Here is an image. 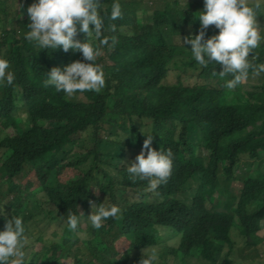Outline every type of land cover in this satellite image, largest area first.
Returning a JSON list of instances; mask_svg holds the SVG:
<instances>
[{
	"label": "trees",
	"instance_id": "16d2710c",
	"mask_svg": "<svg viewBox=\"0 0 264 264\" xmlns=\"http://www.w3.org/2000/svg\"><path fill=\"white\" fill-rule=\"evenodd\" d=\"M33 2L16 0L11 6L10 0H0V59L14 75L11 85L0 78V184L6 187L0 190V228L12 216L28 220L34 216L31 212L46 205L55 212L53 219L63 220V233L50 244L52 251L45 250L34 262V244L53 227L49 223L44 234L24 247V264H57L56 253L70 261L73 257V264H139L136 256L159 246V227L180 236L179 248L159 249L160 264H189L195 250L210 264L221 258V264H233L231 252L256 264L264 256V72L253 68L264 64V39L249 54V84L243 88V80L229 89L224 81L231 75L221 78L219 64L199 65L190 45H183L186 36L200 30L196 12L203 9V0H194L184 10H155L139 37L119 34L118 20L129 22L128 15L110 19L106 14L113 0H100L103 35L115 37V44L99 45L92 39L99 48L95 63L103 69L105 85L99 91L78 92L83 100L78 93L68 96L45 83L51 68L63 70L83 58L79 51L40 49L25 40L26 9ZM118 3L122 14L139 8L142 0ZM217 32L209 25L205 39ZM84 38L77 31L75 39ZM188 68L199 69L203 78H217L218 87L185 83ZM176 69V81L169 82ZM195 128L203 131V145L194 141ZM146 135L153 136L154 149L172 152L171 175L154 191L146 190V181L130 179L126 171ZM242 161L245 174L238 178L242 186L235 194L230 182ZM225 190L233 198L227 209ZM181 191L192 199L172 198ZM95 200L96 208L104 202L118 206L120 213L98 229L89 222V238L82 239L67 229L66 219L69 213L76 215L79 229ZM237 245L248 251H239ZM88 253L91 259L82 263Z\"/></svg>",
	"mask_w": 264,
	"mask_h": 264
},
{
	"label": "clouds",
	"instance_id": "9594fccd",
	"mask_svg": "<svg viewBox=\"0 0 264 264\" xmlns=\"http://www.w3.org/2000/svg\"><path fill=\"white\" fill-rule=\"evenodd\" d=\"M262 3L264 0H256L252 5L248 0H203V9L196 12L200 30L183 40V45H190L191 56L199 65L207 66L210 62L219 64L221 69L217 71H220L221 78L231 75V79L224 81L225 87L229 89L236 87L246 78L249 68L252 67L248 60L249 54L261 39H264L257 20V9ZM26 13L29 23L26 25L28 31L25 33V40L33 42L40 49L79 51L83 58L65 65L63 70L59 67L51 68L45 81L47 85L68 96L78 92H95L104 87L103 69L95 63L99 48L93 46L92 39H98L99 45L111 46L115 44V37L103 35L104 16L100 11V0H34L27 7ZM261 13L263 15V12ZM106 15L112 20L121 16L118 0H113L111 11ZM209 25L218 29V32L205 39V30ZM77 31L85 34L83 40L75 39ZM7 69L8 62L0 59V78L11 85L14 75ZM191 71L192 82L189 84L218 87L217 78L210 77L209 79H214L212 82L200 83L199 79L203 78L200 70ZM253 71L264 72V64L255 66ZM152 141L153 136L146 135L140 153L126 168L130 179L146 181L147 191H154L159 185L167 182L173 163L171 150L154 149L151 146ZM5 188V185L0 184V190ZM99 205L95 212L92 210L88 215L93 229L100 228L102 221L109 217L116 218L120 213L116 205H105L104 202ZM31 213L34 215V211ZM33 218L34 216L25 220L23 216L14 215L6 221L4 229L0 228V264H24V247L44 234L49 223L54 224L50 219L40 217L35 221ZM33 223L43 225L36 235L31 230ZM66 226L69 231L77 232V216L69 213ZM157 259V250L147 249L143 252L139 264H156Z\"/></svg>",
	"mask_w": 264,
	"mask_h": 264
},
{
	"label": "rangeland",
	"instance_id": "374dc122",
	"mask_svg": "<svg viewBox=\"0 0 264 264\" xmlns=\"http://www.w3.org/2000/svg\"><path fill=\"white\" fill-rule=\"evenodd\" d=\"M119 1H121L122 3H129V2L134 1V0H119ZM193 1L194 0H142V5L139 8L135 7L136 10L133 8H128V9H126V12H123L121 14L123 16H125V14H127L128 18H129V22H122L121 21L122 17H121V19L118 20L119 21V25L117 27L118 33L124 34L125 36H133V37L138 36L139 37V34L142 32V29L145 27V25L152 22L155 10L165 9L167 6H169L170 10H175V9L184 10V9L189 8L191 6V4L193 3ZM15 2H16V0H10L11 6H13ZM248 3L251 5V0H248ZM200 4H201V1H200ZM261 5H262V7L260 8V11L263 12V15H261V13H259L257 15V20H258L259 24L261 25L260 33H261V31H264V3H262ZM129 6L134 7V5H132V4H129ZM136 11H137L138 15H135L134 12H136ZM93 39H94V37H93ZM116 39H118V37H116ZM103 56H106V51L103 52ZM109 62L110 61H107V63H109ZM102 64H104V63L102 62ZM179 70L180 69H176L175 71L173 70L170 73L169 78H168L169 82L176 81V77H177V74H179ZM191 73H192L191 68H188V70L183 75V81L185 83L192 82V79L190 76ZM255 76L256 75L252 76L251 80L253 82L256 80ZM213 80L214 79L200 78L199 82L200 83H206V82L209 83V82H212ZM244 81H245V83L243 85V88H246L247 84H249V80L246 81L244 79ZM231 89H234V88H231ZM78 97L85 100V98H82L83 97L82 93H78ZM21 118L23 120H25V115L22 114ZM19 121H20V129H23L25 127L24 122L21 120H19ZM8 132L14 133L13 129H9ZM74 135H75V137H77L78 133H75ZM195 135L197 136V139H194V141L197 142L198 144L203 145V142H204L203 131L198 129V128H195ZM242 158L244 160L247 159V157H245V156H242ZM239 165L240 166L237 168L236 172L234 173V179L230 182V187L235 194H237V191L242 186V181L239 180L238 178L242 179V176L245 174L243 172V170H244V168H246L244 166L243 161L240 162ZM221 178H222V175L219 173V179H221ZM1 189H2V186H1ZM136 196L139 197V195H136ZM173 196L177 197L178 199H185V201H189L191 199L190 195H185V192H183V191H181L180 193H177V194L174 193V194H172V198H173ZM37 197L41 203L42 193H39L37 195ZM209 200H210V198H208V201ZM96 202H97V200H95L92 203V206L94 209L96 208V206H95ZM165 202L166 201L164 200L163 203H165ZM232 203H233V198H232L231 194L227 193L225 190V196L223 199V207L227 209ZM91 211H92V208L89 209L90 214H91ZM53 214H55L53 209L49 206H46V205H44V206L40 205V207L34 211L33 220L38 221V219L40 217H46L47 219H50L52 222H54L53 227L48 229L47 233L42 237V240H40L34 244L35 249H36V256H37V259L34 260V262H37L38 259L41 260V255L43 254V252L45 250L52 251V247H49L50 244L57 241L59 236L63 233V227L61 226L63 224V220L61 218H58L57 220L56 219L53 220L52 219ZM80 221H81V227L77 230L76 233H78L82 239L84 237L88 239L90 234L85 232V229L89 223L88 215H86L85 218L83 220H80ZM236 225H239L237 219L235 221V224H233V235H235V233L237 231V228H235ZM42 227H43L42 224L33 223L31 225V230H32L33 234L36 235L42 229ZM55 232H56V234H54ZM157 234H159L158 237L156 238L157 243L159 245L158 247H155L157 252L159 251V249L161 247L164 248L165 245H170L174 248H179L180 236L175 234V232L170 231V229H164L162 227H159ZM260 236L264 239V229L260 232ZM78 244L82 245L81 241ZM126 244H127V242H125V244H123L122 247H125ZM237 246H238V250L243 251V253L248 251L242 245H237ZM147 249L151 250L150 248H147ZM228 249L229 248L227 246H225L223 249V252L226 253L228 251ZM263 250H264V247H262V251ZM38 253H39V256H38ZM50 255L51 254H48V256H50ZM142 255H143V253L139 254V256H136L135 258H137V257L141 258ZM55 256L58 257L57 264H73V262H74L73 257H70V258H72V260L70 261V259L68 257H66L64 255V253H62V255H60V256H59V253H56ZM230 257H231V260H232V258L235 259L233 264H250L249 261L242 260L241 258L240 259L235 258L236 257L235 252H231ZM90 259H91V256L88 253L85 257H83L82 263H85L86 261H88ZM262 259H264L263 255H261L260 259L257 260L256 264H262V262H263ZM222 260H223V258L220 259L218 264H221ZM210 263L211 262L208 261L205 257H203L201 255V253H199L198 250H195L193 257H192L191 261L189 262V264H210ZM51 264H53V263H51ZM156 264H160L159 257L156 261Z\"/></svg>",
	"mask_w": 264,
	"mask_h": 264
}]
</instances>
